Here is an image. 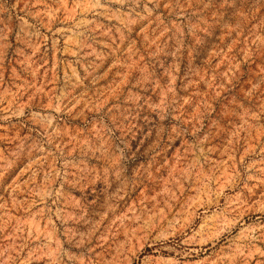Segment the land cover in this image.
<instances>
[{
	"label": "rangeland",
	"instance_id": "1",
	"mask_svg": "<svg viewBox=\"0 0 264 264\" xmlns=\"http://www.w3.org/2000/svg\"><path fill=\"white\" fill-rule=\"evenodd\" d=\"M0 264H264V0H0Z\"/></svg>",
	"mask_w": 264,
	"mask_h": 264
}]
</instances>
